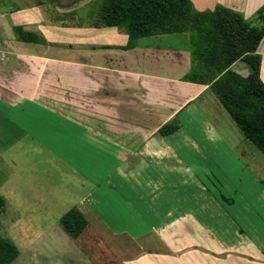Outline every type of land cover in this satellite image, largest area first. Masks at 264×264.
<instances>
[{
	"label": "crops",
	"instance_id": "crops-1",
	"mask_svg": "<svg viewBox=\"0 0 264 264\" xmlns=\"http://www.w3.org/2000/svg\"><path fill=\"white\" fill-rule=\"evenodd\" d=\"M44 3L0 0V136L15 134L18 140L29 137L60 157L71 172L91 181V189L77 199L74 208L89 219L93 231L124 264H149L150 260L165 263L160 258L162 253L159 258H149L145 237L149 231L163 237L164 225L171 227L177 246L181 235L189 240L188 257L171 260V264H264V227L258 228L253 221L244 230L238 210L234 207L227 211L229 201L212 196L183 157L194 154L199 164H212L215 160L208 156L224 144L214 126L216 119L211 122L195 104L204 93H211L207 85L182 80L189 68L186 36L155 34L138 39L132 48L122 49L126 33L103 26L97 19L81 25L70 23L77 33L63 41L46 30L45 21L65 18L69 10H74V3ZM191 3L197 10L221 4L251 19L264 0H212L209 7H198L193 0ZM22 7L37 10V16L22 13ZM46 11L52 12L49 18L43 13ZM14 26L33 32L43 43L18 40ZM257 53L259 76L264 82V38ZM239 62L243 64L235 61L231 68ZM172 118L180 127L160 135L157 129ZM52 124L60 132V137L55 136L59 138L55 146L51 141ZM69 137L76 140L80 152L91 155V169L78 167V160L69 158L68 143L63 140ZM6 146L11 148V144ZM76 151L72 155L79 154ZM101 155L108 156L103 180L99 176ZM27 170L34 177V182L28 179L27 184L42 186L41 192L37 190L34 195L35 201L49 206L46 198L51 188L45 182L40 184L43 180L36 175L42 168ZM7 191L0 194L3 214L5 204L13 199L5 196L9 192L12 195V189ZM255 197V202L264 203V195ZM100 207L105 213L99 211ZM263 207L258 209L263 211ZM119 209L127 215L116 216ZM67 210L57 211L55 220L41 230L33 220L42 219L41 214H32L27 221L13 208L10 215L4 214V238L18 250L9 264H83L85 257L76 242L78 238L71 242L60 232L58 219ZM262 215L253 212L251 218L256 222L262 219L259 223L264 224ZM216 218L222 219L219 226L214 223ZM181 219H187V226L180 223ZM26 232L35 237L22 245L18 242ZM43 234L52 238L42 239ZM116 236L123 239L124 245L117 244ZM132 242L139 251L133 256Z\"/></svg>",
	"mask_w": 264,
	"mask_h": 264
},
{
	"label": "rangeland",
	"instance_id": "rangeland-1",
	"mask_svg": "<svg viewBox=\"0 0 264 264\" xmlns=\"http://www.w3.org/2000/svg\"><path fill=\"white\" fill-rule=\"evenodd\" d=\"M101 1L102 0H68V3H74V10H69L67 16L61 18L62 20L48 19L47 22L49 24L45 21L46 30L52 35H57L63 41H68V39L77 33L73 28L75 25L72 24L81 25V23H91L98 19ZM193 1L198 7H209L212 3V0H201L202 3H199V0ZM44 2L45 5L50 6L52 0H44ZM23 7L21 8L22 13H30L37 16V10L36 12L33 8L23 10ZM25 8H27V6H25ZM43 13L46 14L47 18L52 15V12L48 11ZM60 23L64 24L60 25ZM251 23L255 26L259 25V22L253 18H251ZM170 36L177 37L179 35L171 34ZM241 68H244V70ZM232 70L243 76L247 74L245 65L240 62L234 65ZM205 101H209V105H207ZM195 104L203 109V113L211 122H214L213 118L216 119L217 123H214V126L224 144H222L220 148H217L218 150L215 154L208 156L211 160H215H212L215 163L199 164L195 159L198 156L194 154H184L183 157L185 158V162L189 164L188 167L194 168L193 173H195V176L200 180L204 187H207L212 196L217 197L218 195H223L228 199L229 206L226 208L227 211L234 207L238 210L239 220L244 230L247 231L248 227H251L250 224H253V221L258 228L264 227L263 223H259L262 219H260V221L257 218L258 222H256L257 220L251 218L253 212L259 216L264 213V209L263 211L261 210L262 207L261 209H258L259 206L264 205V203H257L254 201V198H256L255 196L264 195V155L242 135L227 111L214 95L209 92L204 93ZM198 125L201 127L203 126L201 122H198ZM51 128L53 137L51 141L53 146H55L54 144L59 142V138H55V136L60 137L59 127L56 124H52ZM69 130L71 129L69 128ZM14 135L15 134L6 133L3 137L0 136V194L4 195V191H10V189H12V195L11 192H9L8 196H5L9 197V199L10 197L13 198L5 204L6 208L4 214L10 215L11 208H13V211L23 220H26L27 218L30 219V216L33 218L32 214H41L40 217L42 219H33L36 221L37 229L41 230L55 220L57 211H64L77 206V199L83 197L85 193L91 189V181L85 179L86 177H83L80 173L75 174L74 172H71V168L69 166L66 167L65 163L59 159L60 157L58 158L56 156V158L49 151L34 143L29 137H22L18 140ZM63 140L68 143L67 150L71 154H69V158L73 161L76 158V160H78V167L82 166L91 169L93 166L90 160L91 155L86 154V152H80L81 147L78 148L79 145L75 144L76 140L74 138L69 137L68 139L65 138ZM7 144H11V148L10 146L9 148H7V146L5 148L3 147V145ZM33 144H35V150L33 149ZM74 151H79V154L76 153L75 155H72L75 153ZM2 156H4V160H2ZM107 158L108 156L106 155L99 156V176L101 180H103V176L106 174L104 167L108 162ZM31 167L39 171L42 168V172L39 174L36 172V175L37 177L41 176L43 180V182H41V180L39 181L41 182L40 184H44L45 182V184H49L51 188L50 197L46 198L48 204H50L49 206L43 201L39 202L34 199V197H36L34 195L38 194L37 190H42L39 189L42 186L39 187V184L36 185V183H33L34 187H30V185L27 184L29 180L34 182V177L31 178L32 174L27 170V168ZM200 167L207 168L208 170H200ZM94 172L96 173V170H94ZM88 174L91 175L90 171ZM230 201L232 202L230 203ZM7 207H9V209ZM100 208L99 211L101 213L104 212L101 211L102 207ZM124 212L125 211L122 209H119L115 211V214L118 217H123L126 214V212ZM4 214L0 212V235L3 237V228L5 227V224H3L2 221L4 220ZM262 218L264 219V217ZM87 220V227H85L81 235L78 236V241H76L85 257L83 264H124L120 259L119 254H116L107 247L105 243L106 241L93 231L91 222L89 219ZM221 220V218H216V221H214L215 225L219 226ZM180 223L184 226H187L188 224L187 219H181ZM1 225H3L2 229ZM166 226L167 225H164L163 227L165 229L163 237L156 235L151 231L146 234L147 236L145 237L147 239L146 242L147 250L149 251V258H151L150 256H153V259H156V257L162 253L163 255H161L162 257L160 258H163L165 262L163 264H171V260L174 259H186L188 257L187 245L189 242L187 235L184 234L180 236L177 246V240H175V237H172L171 227L165 228ZM36 227L32 228L33 232L36 231ZM119 227L121 226L119 225ZM60 230L68 240H71V242L73 241L63 232L62 229ZM181 231H184L183 228ZM195 236L199 237L202 236V234H195ZM34 237L33 234L26 232V234L21 236L22 239H19L18 243H27L29 239ZM45 238L49 241V238L52 237L43 234L42 239ZM115 238L118 245H124L123 239H119L117 236ZM117 239H119V242ZM127 245L128 244H126V246ZM130 245L132 247L131 255L133 256L139 251L136 249L134 242ZM78 262L81 261L78 260ZM155 262L159 263V261ZM57 263L58 261H54L51 264ZM148 263L154 264V261L150 260Z\"/></svg>",
	"mask_w": 264,
	"mask_h": 264
},
{
	"label": "trees",
	"instance_id": "trees-1",
	"mask_svg": "<svg viewBox=\"0 0 264 264\" xmlns=\"http://www.w3.org/2000/svg\"><path fill=\"white\" fill-rule=\"evenodd\" d=\"M251 23L240 12L221 4L197 10L190 0H102L98 19L101 25L117 27L127 35L122 49L136 46L138 39L155 34L186 36L189 68L183 81L207 85L229 114L242 135L264 155V82L259 76L257 47L264 38V3ZM21 41L43 43L33 32L13 27ZM241 61L245 76L232 70ZM180 127L176 118L163 123L157 132L165 136ZM220 199H228L220 195ZM72 240L87 226V219L70 208L58 219ZM18 254L12 241L0 236V264H9ZM264 254V251H263Z\"/></svg>",
	"mask_w": 264,
	"mask_h": 264
}]
</instances>
